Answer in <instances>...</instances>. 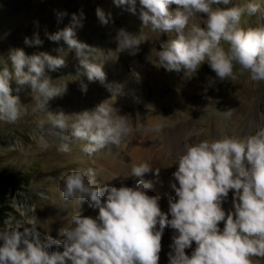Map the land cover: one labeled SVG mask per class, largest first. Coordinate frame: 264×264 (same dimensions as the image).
I'll list each match as a JSON object with an SVG mask.
<instances>
[{"label": "clouds", "instance_id": "obj_1", "mask_svg": "<svg viewBox=\"0 0 264 264\" xmlns=\"http://www.w3.org/2000/svg\"><path fill=\"white\" fill-rule=\"evenodd\" d=\"M113 3L138 15L142 28L176 34L174 39L160 41L158 61L166 71L191 79L207 63L215 73L207 79V86L214 87L217 81L235 80L234 69L239 65L251 81L264 82V23L249 27L241 23L245 13L260 12L257 0L245 4L234 0ZM198 14L206 17L203 27L192 23ZM65 15L58 13L61 18ZM96 16L102 25L112 19V14L100 7ZM83 19V12L72 13L69 24L46 36L53 42L62 40L69 50H75L89 82L105 84L103 62L93 56L98 50L77 38ZM114 39L115 51L130 56H135L145 41L142 30L136 34L124 28L117 30ZM222 42L227 43V49ZM24 43L39 46L43 41L37 32L31 39L25 37ZM0 61V121L14 123L24 111L19 95L13 94L11 81L15 80L18 85H30L33 94H38L34 111H47L51 124L70 130L61 137L57 150L62 153L79 141L82 151L91 156L109 144L125 142L133 134L128 115L120 114L116 107L117 97L123 95L122 85L106 84L109 98L91 109L51 112L49 101L64 95L67 83H54L47 72L64 67V55H29L23 48H14ZM133 76L139 81L138 73L133 72ZM81 91L87 92V84L81 83ZM212 101L218 103L210 97L209 103ZM231 114L232 110L217 112ZM147 130L161 129L154 124ZM41 146L47 147V142L41 141ZM173 165L176 168L170 187L175 196L168 195L167 212L162 211L158 195L148 194L153 182L145 175H159V169L153 171L148 161L132 164L126 176L137 178L133 186L100 183L93 168L70 170L63 178L62 199L75 200L78 205L87 200L97 214L84 216L78 211L71 217V226L59 230L64 239L42 232L34 219L13 223L9 218L0 228V264H159L166 228L173 230L168 264H254L253 257L264 258V124L254 122L253 131L247 135L229 134L188 143ZM230 192L232 206L226 210ZM186 249H191L190 254Z\"/></svg>", "mask_w": 264, "mask_h": 264}, {"label": "rangeland", "instance_id": "obj_2", "mask_svg": "<svg viewBox=\"0 0 264 264\" xmlns=\"http://www.w3.org/2000/svg\"><path fill=\"white\" fill-rule=\"evenodd\" d=\"M246 2L247 0H234V3L239 4ZM257 2L263 9L264 0ZM109 4L107 0H0V58L7 59L9 50L14 48H23L29 55L40 52L53 56L64 55L65 66L47 72L55 80L54 83H67L66 93L49 101L47 107L51 112L63 110L65 113H73L91 109L109 98L110 92L106 84L122 85L123 95L117 97L116 107L120 114L128 115L133 132L147 131L150 123L156 121H159L160 131L183 128L185 132L180 138L179 154L188 143L229 134L247 135L253 131L254 122L264 124V82L251 81L249 73L241 70L239 65L234 69L235 80L217 81L214 87L207 86V79L215 77L207 63H204L191 79L183 78V73L166 71L158 61L160 41L174 39L176 34L153 32L149 26L142 28L138 15L134 33L138 34L142 30L145 39L134 56V60L141 66L140 72H135L139 74V81L133 76L134 71L126 61L127 52L119 54L114 51V58L118 54L119 58L108 64V49L104 45L110 44L108 38L103 35L104 30L94 40L88 34L84 35V42L88 45L94 43L103 46L100 55L95 57L97 62H103V70L106 73L105 84L98 80L89 82L83 74L84 70L75 50H69L62 40H49L46 33H55L64 28L69 24L72 13L83 12V24L93 20L99 21L96 16L97 7L113 15L111 20L115 21V24L112 21L109 24L115 28V32L118 24L125 29L131 14L125 11L124 7H120L116 13L115 8ZM175 7L172 6L173 9ZM261 9L255 15L245 13L241 21L242 26L264 23V13ZM60 12H66L68 15L58 17ZM205 19L203 14H198L192 23L203 27ZM37 32L43 41L42 45L29 46L24 43L25 37L31 39ZM222 45L225 49L228 48L227 43L222 42ZM110 46L115 50L117 43L114 46L111 43ZM2 66L3 61H0V67ZM82 82L87 84L86 93L81 91ZM11 87L14 89L13 94L19 95L24 111L14 123L0 121V170L20 172L24 183L23 190L17 191L9 201V218H12L13 223L34 219L42 232H48L56 239H64L58 232L62 227L71 226V217L78 211L84 216L97 214V210H93L87 200L78 205L75 200L62 199L64 176L72 169L93 168L98 172L100 183L119 187L122 182L118 177L117 180L113 179L115 175L110 166L119 161L124 151L122 164L126 167L130 162L128 151L119 146L121 143L118 144L120 148H116L117 144H109L89 156L82 151V142L79 141L72 142L69 152L58 151L61 137L69 135L70 130H61L51 124L47 111H34L37 103L35 96L38 94H33L30 85H18L13 80ZM16 89H19L18 93ZM133 89L139 91L134 92ZM210 97L218 100V103H209ZM219 110H232V114L217 115ZM159 132H155L157 146H160ZM41 141H46L48 146L42 147ZM173 166H167L163 174L153 177V187L148 193L152 195L150 192H154V195L161 198V209L165 212L168 210V195L175 196L174 191L170 190L172 173L176 168ZM124 184L133 186L132 182ZM231 206L230 192L224 207L227 210ZM172 235L173 230L166 228L162 237L159 264H168L167 253L170 251ZM190 252L191 249H186V253ZM253 262L264 264V258L253 257Z\"/></svg>", "mask_w": 264, "mask_h": 264}, {"label": "bare ground", "instance_id": "obj_3", "mask_svg": "<svg viewBox=\"0 0 264 264\" xmlns=\"http://www.w3.org/2000/svg\"><path fill=\"white\" fill-rule=\"evenodd\" d=\"M107 1H109L110 3L109 5H111L112 8H115V12L117 13L120 7H117L113 3V0H107ZM129 18L130 19H128V22H126L125 24L126 25L125 29H127L131 33H134L135 27L137 26L135 22L136 15L131 14V17ZM112 22L113 24H115L114 23L115 21H112ZM120 26L121 25L119 24L117 25V30L121 28ZM103 31L105 32L103 35H105L109 40L108 44L111 45L112 43V45L114 46L116 44L114 37L116 36V33H117L115 32V28H112L110 24L102 25L99 21H96V20L85 22L83 24V27L77 30V38L80 41L84 42L86 39L84 35L88 34L89 36H91V39L94 40ZM89 45L98 50V52L94 53L93 56L100 55V52L103 46H100L99 44H94V43L89 44ZM110 45H106V46L104 45V47L108 49L107 51V59H108L107 62H109L108 64H111L112 60L114 61L113 52L115 50H114V47ZM127 57H128V60L126 61L130 63L129 65L132 67V70L134 72H137V71L140 72L139 70L141 66L138 65L137 62L134 60V56H130L128 54ZM128 75L130 76V73H128ZM133 90L134 92L135 90L139 91L138 89H133ZM156 122L157 124H159V121H156ZM156 122L150 123V126L156 124ZM184 132L185 131L183 128L176 129V130L165 129L163 131H160L158 134L159 135L158 138L160 140V146L155 145V141H156L155 138H156L157 133L151 132L148 130L142 133L133 132L130 138H128L125 142H122L119 145L120 147H122V149L128 151L127 154H129L130 162L128 163L126 167L125 165L122 164V161L124 160V151H123V153L119 157V161L111 164L110 169L112 170V173L115 176H117L123 184L124 182L127 184L129 182L130 183L132 182L134 185L137 178L126 176L130 173L132 164L134 162L148 161L153 165V171H155L156 169H159V174H163L164 171L166 170V167L173 165L175 161L177 160L175 157L179 154V149L181 148L180 138H181V135H184ZM116 146H115L116 148H120L118 145ZM152 175H153L152 173L146 174L145 179L153 181V177L157 175H153V176ZM117 177H115L114 179L117 180ZM150 194L154 195L156 193L150 192Z\"/></svg>", "mask_w": 264, "mask_h": 264}, {"label": "trees", "instance_id": "obj_4", "mask_svg": "<svg viewBox=\"0 0 264 264\" xmlns=\"http://www.w3.org/2000/svg\"><path fill=\"white\" fill-rule=\"evenodd\" d=\"M264 13V8L261 9ZM20 172L0 170V228L5 225L9 218L10 208L8 206L11 197L22 191L23 178Z\"/></svg>", "mask_w": 264, "mask_h": 264}, {"label": "water", "instance_id": "obj_5", "mask_svg": "<svg viewBox=\"0 0 264 264\" xmlns=\"http://www.w3.org/2000/svg\"><path fill=\"white\" fill-rule=\"evenodd\" d=\"M140 55V54H139ZM170 73H176L175 71H173V72H170Z\"/></svg>", "mask_w": 264, "mask_h": 264}]
</instances>
